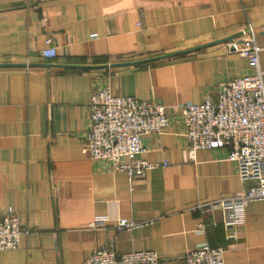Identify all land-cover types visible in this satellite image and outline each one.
<instances>
[{
  "label": "crops",
  "instance_id": "0c3cea01",
  "mask_svg": "<svg viewBox=\"0 0 264 264\" xmlns=\"http://www.w3.org/2000/svg\"><path fill=\"white\" fill-rule=\"evenodd\" d=\"M250 32L264 82V0H0V63L25 64L0 66V211L12 207L31 230L0 264H85L109 245L182 264L204 243L223 247L224 264H264V199L249 201L231 228L218 204L253 181L224 151L189 153L173 117L178 103L216 97L222 81L252 73L226 47ZM46 37L55 57L40 55ZM104 81L172 116L161 134L144 136L142 157L157 164L143 176L107 171L81 150L87 103ZM120 218L136 225L118 229Z\"/></svg>",
  "mask_w": 264,
  "mask_h": 264
},
{
  "label": "built area",
  "instance_id": "2783aa9c",
  "mask_svg": "<svg viewBox=\"0 0 264 264\" xmlns=\"http://www.w3.org/2000/svg\"><path fill=\"white\" fill-rule=\"evenodd\" d=\"M226 47L229 52L248 58L252 73L222 81L216 97L207 94L197 103H178L173 117L181 124L189 153L197 149L224 151L241 180L253 181L236 195L218 201L223 210L222 222L231 228L243 223L249 201L264 199V82L259 63L261 48L252 32L242 39L228 41ZM56 54L52 38L46 37L40 55L55 57ZM87 117L82 152L105 170L123 171L132 178L145 175L157 164L142 157L146 151L144 136L161 134L170 125L172 116L165 104L115 95L104 81L93 87ZM135 225L131 219L120 218L116 227L131 229ZM30 231L21 224L12 207L1 210L0 252L18 248L21 235ZM161 261L155 250L118 253L109 245L94 249L85 264H161ZM181 261L182 264H224V249L204 243L185 251Z\"/></svg>",
  "mask_w": 264,
  "mask_h": 264
},
{
  "label": "water",
  "instance_id": "95a60500",
  "mask_svg": "<svg viewBox=\"0 0 264 264\" xmlns=\"http://www.w3.org/2000/svg\"><path fill=\"white\" fill-rule=\"evenodd\" d=\"M232 37H234V36H228V37L219 39V41H226V40L231 39ZM214 42H217V41H214ZM209 44H211V42L210 43H206V44H202V45H198V46H195V47H192V48H189V49L176 51V52L169 53V54H163V55L153 56V57H149V58H145V59H141V60H137V61L123 62V63H117V64H122L123 65V64H130V63L149 62V61H153V60H156V59H159V58H163V57H167V56H172L173 54L174 55H176V54H182V53H185L187 51L195 50V49L204 47V46L209 45ZM6 65L9 66V65H25V64H22V63H0V66H6ZM65 66H74V67H80V68H96V67H101V65H98V66H96V65H65Z\"/></svg>",
  "mask_w": 264,
  "mask_h": 264
}]
</instances>
